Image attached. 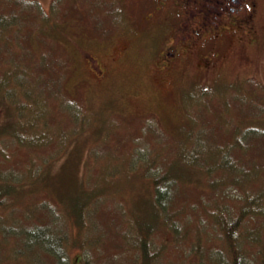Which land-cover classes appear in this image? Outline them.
Instances as JSON below:
<instances>
[{"label": "rangeland", "instance_id": "374dc122", "mask_svg": "<svg viewBox=\"0 0 264 264\" xmlns=\"http://www.w3.org/2000/svg\"><path fill=\"white\" fill-rule=\"evenodd\" d=\"M150 8L156 15L144 19ZM214 13L206 14L215 19ZM173 21L152 0H0V122L12 121L0 142L13 156L0 158V168L19 174L0 180L6 197L0 214L13 211V222L21 214L30 219L25 224L37 222L67 259L81 251L90 264H142L141 236L148 251L161 253L159 262L148 257V264H198L201 251L204 264H221L210 258L227 249L210 210L221 204L237 213L250 192L264 211V0H258L254 37L246 28L226 31L216 39V63L207 68L198 54L175 63L173 72L163 68L174 62L158 67L155 49ZM87 51L106 68L101 76L85 71ZM12 96L29 105L24 142L15 136L19 112ZM213 150L208 167L216 169V191L195 162L196 154ZM145 154L150 160L143 163ZM155 163L148 173H191L179 197L171 195L176 211L167 204V213L159 214L146 177ZM259 215L242 221L241 230L251 236L260 226L264 240ZM156 217L164 221L140 235L138 226ZM69 218L87 222L77 240ZM4 221L0 215V226ZM59 225L68 234L62 243ZM7 229L23 231L13 223ZM20 244L16 237L4 241L5 263ZM260 244L250 246L245 264L259 261ZM35 251H22L21 263L31 264ZM41 257L39 264H60L56 256Z\"/></svg>", "mask_w": 264, "mask_h": 264}, {"label": "trees", "instance_id": "16d2710c", "mask_svg": "<svg viewBox=\"0 0 264 264\" xmlns=\"http://www.w3.org/2000/svg\"><path fill=\"white\" fill-rule=\"evenodd\" d=\"M254 37V36H252ZM75 38V37H74ZM251 39V38H250ZM76 41H78V38H75ZM78 44V42H76ZM38 60V59H37ZM26 97H28V95L25 93ZM0 97H3V94H0ZM4 98V97H3ZM9 100H11L10 102L17 108L19 114V119L17 122H15L18 126H17V132L15 133V136H17L18 140L23 141L24 142V135H27L28 132L25 129L26 126V116H25V112H24V107H28V104H25L21 101L16 102L14 100V98H17L16 96H12V97H8ZM6 100V99H5ZM14 100L16 102V105L14 104V102L12 101ZM10 115V114H9ZM15 116H17L15 114ZM10 117V116H8ZM11 119V117H10ZM12 121H8L4 124H2V121L0 122V140L2 139V135L4 133L3 129L4 127H6L7 125H10ZM14 122V121H13ZM22 142V143H23ZM26 147L31 148L30 144H26L23 143ZM180 151H178L179 153ZM211 153H208V155L206 154H196V158H195V162L197 163L199 161V163H201L204 166L203 171L205 172V174H207L208 176L211 177V179L209 180V184H210V188L214 191H216V169L215 171H213V169H211V167H208V162H210V158L216 153L215 150L210 151ZM150 157V156H149ZM147 157L146 158V154L142 157V162L144 163V160L149 161L150 158ZM153 157H155V155L153 154ZM0 158L1 160H6V159H10L12 158L13 160V156L11 157L10 152L1 145L0 142ZM164 161L167 162L166 159H164ZM163 161V162H164ZM160 164V163H159ZM205 164H207V166L205 167ZM163 164L161 163L160 166L163 167ZM140 166H144V164H140ZM158 163H155L154 165H150L147 168V174L146 177L148 178V182L151 181L152 185L154 184L155 187H153V191H155L154 195L156 196V205L158 207V210L161 211V213H159L160 215L162 213L166 214L167 213V207L169 204L170 208L172 210H177L180 209V207H175L172 206L171 203V195L173 193H177V196L179 197L180 194V189H182V187L185 186L186 184V177H188L189 180H191L190 174L191 173H187V174H183L181 173L182 171L179 169H169L168 173H166V169L158 171L156 168L153 169V172H149L148 171L151 168L157 167ZM1 167V165H0ZM145 167V166H144ZM151 171V170H150ZM16 172L10 173L9 170L7 168H0V177L2 181H11L8 178L9 176H19V174H15ZM38 173H35L33 175H31L30 177H28V180L30 182H35V178L36 175ZM22 175V173L20 174V176ZM5 176V177H4ZM28 176V175H27ZM4 177V178H3ZM25 184H18L17 186L20 188L21 186H23ZM240 186V185H239ZM246 186H248V184H246ZM249 187V186H248ZM18 188V189H19ZM17 189V190H18ZM250 190L248 189V192ZM16 193V192H15ZM5 196V191H2V194H0V199L4 200L6 199ZM244 198H245V203L243 202L242 204V208L239 209L238 211H233V212H237V213H228L231 212L230 209L227 210L225 206L218 204V209L216 210H210V214L212 216L213 219V223L212 226H214L216 228V223L220 229V233H219V237L221 236V238H225V246H227L226 250H220L218 253H216L215 255H211L210 258L213 260V262H217V263H221V264H245V257H247V253L250 249V246H255L256 244H259L260 242L262 244V247H258L255 249V253L254 256L260 254L259 257V261H254V264H264V240L262 238L263 234L260 233L259 228L260 226L256 227L254 229V235L253 233L251 234V236L248 234V230L246 229L245 231L241 230V224L242 221L246 222H251L252 220L256 219L255 214L257 213V215L262 216L264 215V211L262 210V208L260 207V205H256L253 202V199L251 198L250 192L247 194V196L244 194ZM2 201V200H1ZM216 201L217 200V194H216ZM220 202V201H218ZM204 203L207 202H203ZM220 206V207H219ZM227 206V205H226ZM260 208V213L258 208L257 210H255V207ZM174 207V208H173ZM1 217H3V220H5V226L2 225L0 226V247L2 244H4V241L6 242L7 239H9L10 237H16L19 238L21 240V244L19 247H17L16 249H13L12 251H10L6 258L7 261L5 263L4 257L1 256L0 254V264H25V263H21L22 258V251H27L29 248H32L33 246L36 247V251H35V255L33 256V258H31L33 261L31 264H39L40 262H43L44 259L41 257L42 256V252L45 254H49L50 256H52V259L54 256H56L58 258V260L60 261V264H66V261L69 259L68 264H71L70 262V258L78 264H82V262H84V264H90V259L85 255V253L79 251L78 253L75 254H71L70 258H66L64 252L62 253L61 249H60V254H57L56 251V247L57 245H55L52 241V239L50 237H48V233H45L42 229L41 226L38 225L37 222H30L31 225L29 224H25L24 221H29L30 219H28L25 216L19 215L17 216L20 220L19 221H15L13 222V216L17 215L16 212L11 211L9 214L3 215L0 214ZM8 215V216H7ZM7 217V218H6ZM158 219H162L164 221V219L162 217H156L154 219V222H148L147 224H144L142 226H138V233L141 235L143 234L146 230H149L150 228H155V225L158 224ZM168 220H173V219H168L166 217L165 221ZM69 223H72L75 225V230L72 231V234L74 236V238L77 240L78 239V233L79 230L81 228L84 227L85 230L89 229L87 222L85 220L82 221H77V220H73L72 218L68 219ZM176 224L177 222L174 221ZM10 223L13 224H17L23 227V231L22 233H19L15 230H11L10 232L8 231L7 227L9 226ZM34 223V224H33ZM261 224V223H260ZM61 230H63L64 228L61 227V225H59ZM27 228V231L25 230V228ZM134 229H136V227H134ZM175 229L176 230H180V226L179 224L175 225ZM63 233V235L57 237L60 241V243H62L64 241V239L68 236L66 230ZM178 232V231H176ZM30 236V240L28 243H26L27 241V236ZM253 235V236H252ZM137 237V236H136ZM259 237V238H257ZM56 240V237L54 238ZM250 240V241H247ZM141 236L137 241V247H141L144 251V255L142 254V260L141 263L142 264H148L147 258L148 257H153L155 259L156 262L160 261L161 258V253L160 251H156V252H150L147 250V238L141 242ZM26 244L28 245V249H26ZM79 244H83L81 242V239L79 241ZM136 247V248H137ZM138 248V249H139ZM140 248V249H141ZM137 249V250H138ZM221 252V253H220ZM7 254V253H6ZM38 255V256H37ZM138 256V252L135 254V259H137ZM204 256H202V251H201V256L199 259L198 264H204L206 263V260L203 258ZM203 258V259H201ZM51 259V260H52ZM204 262V263H203ZM53 264V263H51ZM246 264H251L250 262L246 263Z\"/></svg>", "mask_w": 264, "mask_h": 264}, {"label": "flooded vegetation", "instance_id": "af4514ba", "mask_svg": "<svg viewBox=\"0 0 264 264\" xmlns=\"http://www.w3.org/2000/svg\"><path fill=\"white\" fill-rule=\"evenodd\" d=\"M157 3L160 13L173 18L171 34L163 44L160 42L155 51L161 56V62L186 61L192 54L200 55L201 63L213 66L218 58L216 39L226 31L246 28L249 39L254 36V23L258 0H152ZM217 4H220L219 6ZM214 13V18L206 13ZM156 11L148 9L144 19L153 18ZM217 18V19H216ZM126 50V49H125ZM88 70L94 75H101L104 68L98 58L88 51L84 53ZM181 61V62H182ZM101 64V65H100ZM174 65H170L171 69ZM103 68V69H102ZM216 68V67H215Z\"/></svg>", "mask_w": 264, "mask_h": 264}]
</instances>
